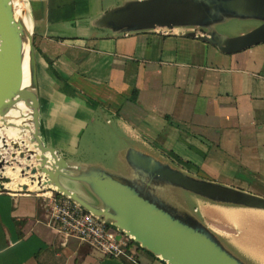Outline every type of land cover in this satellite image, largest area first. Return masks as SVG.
Instances as JSON below:
<instances>
[{
	"label": "crops",
	"instance_id": "1",
	"mask_svg": "<svg viewBox=\"0 0 264 264\" xmlns=\"http://www.w3.org/2000/svg\"><path fill=\"white\" fill-rule=\"evenodd\" d=\"M114 1L24 0L45 143L65 154V140L95 123L117 139L113 149L122 138L145 144L185 171L264 197V43L227 54L176 33L95 27ZM17 185L0 189V264H164L107 256L53 231L42 198Z\"/></svg>",
	"mask_w": 264,
	"mask_h": 264
},
{
	"label": "water",
	"instance_id": "2",
	"mask_svg": "<svg viewBox=\"0 0 264 264\" xmlns=\"http://www.w3.org/2000/svg\"><path fill=\"white\" fill-rule=\"evenodd\" d=\"M19 2L15 12L12 0H0V131L10 128L22 137L0 134V151L8 154L12 169L16 164L30 184L52 187L164 264H254L201 220L190 195L213 205L260 211L264 197L189 173L151 147L125 138L107 161L82 156L74 140H65V154L45 143L49 137L39 127L32 32L24 21V0ZM228 19L256 25L234 36L218 33L214 25ZM93 25L122 35L176 30L230 54L264 43V0H122L100 13ZM4 164L0 158V169ZM19 188L27 190L26 183Z\"/></svg>",
	"mask_w": 264,
	"mask_h": 264
},
{
	"label": "rangeland",
	"instance_id": "3",
	"mask_svg": "<svg viewBox=\"0 0 264 264\" xmlns=\"http://www.w3.org/2000/svg\"><path fill=\"white\" fill-rule=\"evenodd\" d=\"M121 1L122 0H115L114 5L119 4ZM255 25L256 22L253 20L228 19L214 25V28L220 34L234 36L252 29ZM100 127L101 126L96 127L95 123L90 124L83 133L74 138L76 150L82 156L86 158L104 159V157L106 158L111 155L117 139L115 140V137L107 129ZM19 162L22 163L24 161ZM14 167L12 173L8 175L1 174L0 181L6 185L16 181V183H18L16 187L23 184L24 179L25 182L29 183L26 178L19 175L16 164H14ZM21 178L23 179L21 180ZM28 183H26L27 190L37 191V187L30 188ZM217 183L222 184L220 182ZM190 196L191 204L195 206L201 220L208 227L221 235L226 242L228 241L227 243H230V245L247 260L254 264H264V215H260L258 212L248 209L213 205L195 198L192 195ZM109 231L116 234L113 228H110ZM237 240L239 241V247H236ZM128 243L127 250L134 254L140 262L148 259L149 256L146 252L137 248L134 243Z\"/></svg>",
	"mask_w": 264,
	"mask_h": 264
},
{
	"label": "built area",
	"instance_id": "4",
	"mask_svg": "<svg viewBox=\"0 0 264 264\" xmlns=\"http://www.w3.org/2000/svg\"><path fill=\"white\" fill-rule=\"evenodd\" d=\"M158 33L166 35L176 32L161 28ZM36 190L35 192L42 198L48 223L53 231L86 240L107 256L120 257L130 253L127 250V243L131 239L123 232L113 228L116 234L111 233L109 231L111 226L68 198L55 193L51 187H37Z\"/></svg>",
	"mask_w": 264,
	"mask_h": 264
},
{
	"label": "bare ground",
	"instance_id": "5",
	"mask_svg": "<svg viewBox=\"0 0 264 264\" xmlns=\"http://www.w3.org/2000/svg\"><path fill=\"white\" fill-rule=\"evenodd\" d=\"M13 1V5H14V9H15V12H17V10L20 8V2H19V0H12ZM28 17V16H27ZM24 21H25V23L28 25L29 23H28V19L27 18H25L24 19ZM23 81H24V83L23 84H25L26 85V83H27V71H26V54H25V57H24V60H23ZM25 111V115H26V117H25V120H28V116H27V113H29L28 112V110H24ZM9 117H15V115H16V112H10L9 114ZM0 134L1 135H3L5 138H7V139H22V137H18L17 136V132H16V130H12V129H10V128H7V129H2L1 131H0ZM24 138V137H23ZM0 158H2L3 159V161H5V164L3 165V167L0 169V173H2V174H10V173H12L13 172V170H12V163H10L9 161H8V159H9V157H8V154L7 153H4V152H2V151H0ZM15 168V167H14ZM17 170V169H16ZM16 172V171H15ZM23 178H21V180H22ZM24 182L23 183H26L25 182V179L23 180ZM13 184V182H11V183H9L8 185H12ZM16 184H18V183H16ZM1 187L2 188H4V187H7V185L6 184H1ZM8 188H10V187H8Z\"/></svg>",
	"mask_w": 264,
	"mask_h": 264
},
{
	"label": "trees",
	"instance_id": "6",
	"mask_svg": "<svg viewBox=\"0 0 264 264\" xmlns=\"http://www.w3.org/2000/svg\"><path fill=\"white\" fill-rule=\"evenodd\" d=\"M131 99H134V95H131ZM89 102L91 103V104H94L91 100H89ZM130 243H133L132 242V240H129V243L128 244H130ZM135 244V243H134ZM136 246H137V248H139L138 247V245L137 244H135ZM145 252V251H144ZM147 253V252H146ZM148 255H150L149 253H147Z\"/></svg>",
	"mask_w": 264,
	"mask_h": 264
}]
</instances>
